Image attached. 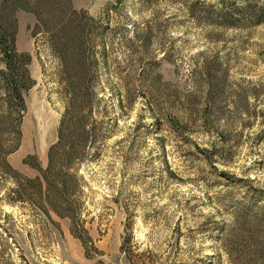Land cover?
I'll use <instances>...</instances> for the list:
<instances>
[{"label":"rangeland","instance_id":"rangeland-1","mask_svg":"<svg viewBox=\"0 0 264 264\" xmlns=\"http://www.w3.org/2000/svg\"><path fill=\"white\" fill-rule=\"evenodd\" d=\"M29 1L31 12H16V46L32 57L36 85L7 161L36 179L35 166L48 167L58 141L66 96L51 34L35 12L50 25L66 6ZM68 1L103 28L95 44L99 138L78 167L81 218L95 249L86 253L70 220L54 217L58 229L13 203L6 171L0 264H264L255 251L264 223H254L264 208V24L224 27L209 10L264 0ZM59 16L61 29L71 17ZM0 141L7 153L15 146L9 134ZM129 236L131 263L122 252Z\"/></svg>","mask_w":264,"mask_h":264},{"label":"trees","instance_id":"trees-1","mask_svg":"<svg viewBox=\"0 0 264 264\" xmlns=\"http://www.w3.org/2000/svg\"><path fill=\"white\" fill-rule=\"evenodd\" d=\"M69 1H64L59 15H70V22L58 28V18L50 25L36 11L44 31L50 32L54 54L60 61V78L64 84L66 96V111L62 117L58 141L49 150V164L46 169L35 166L40 176L28 179L20 176L9 165L7 158L17 151L22 141V123L27 113L25 95L36 85L30 72L32 57L20 53L16 46L18 9L29 11V0H2L0 2V109L7 108L6 114L0 113V135L9 134L13 137L15 146L7 153L0 141V173L8 174L15 180L13 203L27 204L38 211L47 223L59 226L54 217L70 220L71 233L79 239L86 253L89 246L95 249L83 221L82 194L83 179L79 175V166L88 157L89 150L99 138V123L95 119L98 112L96 85L99 79V53L95 47L97 33L102 25L86 12H77L67 7ZM68 9V10H67ZM116 8H113L115 11ZM109 10V9H108ZM112 10V9H111ZM215 13L224 27H235L240 24H264V3H246L241 7L209 8ZM31 12V11H29ZM102 32V31H101ZM105 59V58H104ZM26 164H29L26 161ZM261 215L254 223L258 226L264 223V208H259ZM133 239L129 236L123 239L122 252L131 263ZM256 253L264 255V244Z\"/></svg>","mask_w":264,"mask_h":264}]
</instances>
